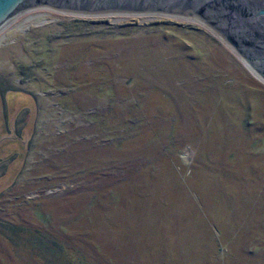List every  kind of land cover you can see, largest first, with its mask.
Returning <instances> with one entry per match:
<instances>
[{
    "label": "rangeland",
    "instance_id": "obj_1",
    "mask_svg": "<svg viewBox=\"0 0 264 264\" xmlns=\"http://www.w3.org/2000/svg\"><path fill=\"white\" fill-rule=\"evenodd\" d=\"M0 264H264V83L189 20L20 15Z\"/></svg>",
    "mask_w": 264,
    "mask_h": 264
},
{
    "label": "water",
    "instance_id": "obj_2",
    "mask_svg": "<svg viewBox=\"0 0 264 264\" xmlns=\"http://www.w3.org/2000/svg\"><path fill=\"white\" fill-rule=\"evenodd\" d=\"M41 8L78 17L151 15L195 22L264 83V0H0V32Z\"/></svg>",
    "mask_w": 264,
    "mask_h": 264
},
{
    "label": "bare ground",
    "instance_id": "obj_3",
    "mask_svg": "<svg viewBox=\"0 0 264 264\" xmlns=\"http://www.w3.org/2000/svg\"><path fill=\"white\" fill-rule=\"evenodd\" d=\"M139 16H142V15H139ZM118 19V18H117Z\"/></svg>",
    "mask_w": 264,
    "mask_h": 264
}]
</instances>
